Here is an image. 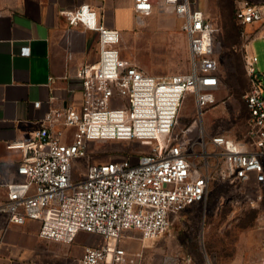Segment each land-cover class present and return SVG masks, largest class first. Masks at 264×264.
Instances as JSON below:
<instances>
[{
	"label": "built area",
	"instance_id": "built-area-1",
	"mask_svg": "<svg viewBox=\"0 0 264 264\" xmlns=\"http://www.w3.org/2000/svg\"><path fill=\"white\" fill-rule=\"evenodd\" d=\"M154 8H170L182 19L188 71L151 74L123 55L121 31L104 25L96 9L82 4L65 10L70 42L76 26L98 36L99 58L76 73L82 103L53 108L29 139L7 144L22 150L17 171L24 178L6 183L7 199L0 209L11 222L39 219V234L47 239L70 243L81 231L97 234L99 240L85 246L77 264H142L143 251L121 244L125 231L137 230L145 241L157 239L176 213L206 200L213 179L241 186L264 182V94L257 56H245L250 87L243 95L249 109L244 142L204 129L196 136L187 128L175 130L187 93L194 95L201 118L216 103L220 27L198 0H135L140 23ZM235 18L246 33L247 25L264 19V10L258 2L237 0ZM30 51L29 45L21 49L24 55ZM99 140H137L150 151L92 161L74 178V163L89 157V143ZM162 264L212 261L208 256L194 261L189 255Z\"/></svg>",
	"mask_w": 264,
	"mask_h": 264
},
{
	"label": "rangeland",
	"instance_id": "rangeland-1",
	"mask_svg": "<svg viewBox=\"0 0 264 264\" xmlns=\"http://www.w3.org/2000/svg\"><path fill=\"white\" fill-rule=\"evenodd\" d=\"M237 0H204L206 12L219 24L216 36L218 73L221 83L216 103L203 112L194 95L186 94L175 130L187 128L196 136L224 133L244 142L249 109L243 97L250 87L245 56H258L264 94V37L251 38L235 18ZM132 32L122 35L120 48L124 56L154 75H172L190 69V49L182 19L170 8L142 15ZM251 38V39H250ZM250 40V41H249ZM248 42H251L247 48ZM203 124V125H202ZM150 147L137 140H99L89 143V157L73 165L74 178H80L92 161L120 160L132 153L149 152ZM98 241L99 236H89ZM121 244L130 251H143L142 264L181 261L191 256L212 264H264V182L243 186L223 180L211 181L206 200L176 213L168 229L157 239L145 241L137 230L124 232Z\"/></svg>",
	"mask_w": 264,
	"mask_h": 264
},
{
	"label": "crops",
	"instance_id": "crops-1",
	"mask_svg": "<svg viewBox=\"0 0 264 264\" xmlns=\"http://www.w3.org/2000/svg\"><path fill=\"white\" fill-rule=\"evenodd\" d=\"M202 1L198 0V4L206 12ZM252 1L260 3L264 10V0ZM134 3L135 0H0V205L7 199L6 183L24 178L17 171L23 152L7 144L29 139L53 108L80 106L82 89L77 70L99 58L96 31L76 26L73 40H68L70 26L64 11L89 4L98 11L104 25L124 35L140 23ZM245 29L252 39L264 37V19ZM24 45L31 49L27 55L21 53ZM250 45L248 42L247 48ZM260 53L264 59V50ZM40 226L41 221L32 218L24 223L11 222L0 209V264H77L85 246L97 242L89 238L97 234L85 231L70 243L47 239L40 236Z\"/></svg>",
	"mask_w": 264,
	"mask_h": 264
},
{
	"label": "trees",
	"instance_id": "trees-1",
	"mask_svg": "<svg viewBox=\"0 0 264 264\" xmlns=\"http://www.w3.org/2000/svg\"><path fill=\"white\" fill-rule=\"evenodd\" d=\"M249 89V88H248Z\"/></svg>",
	"mask_w": 264,
	"mask_h": 264
}]
</instances>
